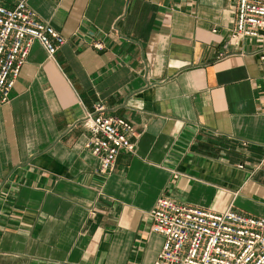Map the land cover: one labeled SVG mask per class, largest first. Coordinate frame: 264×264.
Wrapping results in <instances>:
<instances>
[{
	"label": "crops",
	"instance_id": "crops-1",
	"mask_svg": "<svg viewBox=\"0 0 264 264\" xmlns=\"http://www.w3.org/2000/svg\"><path fill=\"white\" fill-rule=\"evenodd\" d=\"M27 2L67 42H35L0 106V264H153L162 196L264 218V39L230 44L237 0ZM97 104L139 133L107 175Z\"/></svg>",
	"mask_w": 264,
	"mask_h": 264
},
{
	"label": "built area",
	"instance_id": "built-area-1",
	"mask_svg": "<svg viewBox=\"0 0 264 264\" xmlns=\"http://www.w3.org/2000/svg\"><path fill=\"white\" fill-rule=\"evenodd\" d=\"M235 12L230 44L246 38L264 39V0H237ZM35 42L55 60L67 39L39 19L27 0L11 6L0 2V106L11 101ZM94 47L102 48V44L97 42ZM105 111L103 104H97L82 120L90 132L85 147L98 157L97 173L101 175L114 170L121 151L135 152L132 138L139 136L128 120ZM150 217L151 230L164 236L153 264H264V218L232 208L221 212L182 204L167 196L156 201Z\"/></svg>",
	"mask_w": 264,
	"mask_h": 264
}]
</instances>
